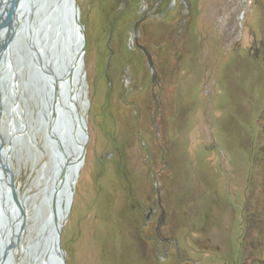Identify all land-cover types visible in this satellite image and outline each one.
Instances as JSON below:
<instances>
[{"label":"rangeland","instance_id":"374dc122","mask_svg":"<svg viewBox=\"0 0 264 264\" xmlns=\"http://www.w3.org/2000/svg\"><path fill=\"white\" fill-rule=\"evenodd\" d=\"M78 5L89 141L66 263L264 264V0ZM25 44L10 52L0 118L4 148L23 130L8 163L32 195L18 264L45 216L35 183L49 176Z\"/></svg>","mask_w":264,"mask_h":264},{"label":"water","instance_id":"95a60500","mask_svg":"<svg viewBox=\"0 0 264 264\" xmlns=\"http://www.w3.org/2000/svg\"><path fill=\"white\" fill-rule=\"evenodd\" d=\"M18 40L26 42L27 69H31L29 81L37 97L39 130L44 137V148L49 152L42 166L48 167L49 176L46 186L39 191L45 216L35 238L26 245L22 263L67 264L62 233L89 141V101L83 59L86 36L78 0H0V116L2 99L6 97L3 90H9L6 73L11 68H6V63ZM13 87H17L15 82ZM17 139L18 136H10L4 149L5 143L0 137V167L10 195V199L4 194L0 197V264H18L13 257V245L8 244L6 237L10 230L14 231V209L21 216L16 242L22 237L27 221L25 203L32 196L20 195L8 163ZM4 152L5 161H2ZM8 199L13 201L14 209ZM36 212L40 213V207ZM200 247L206 248L202 244Z\"/></svg>","mask_w":264,"mask_h":264},{"label":"bare ground","instance_id":"6f19581e","mask_svg":"<svg viewBox=\"0 0 264 264\" xmlns=\"http://www.w3.org/2000/svg\"><path fill=\"white\" fill-rule=\"evenodd\" d=\"M7 64V63H6ZM6 68H7V65H6ZM1 81H2V78H1ZM15 89H17V88H15ZM14 90V89H13ZM15 91V90H14ZM86 99H87V97H86ZM2 110V109H1ZM2 115H3V110L1 111V116H0V118L2 117ZM10 131H12L11 129H10ZM23 131V130H22ZM22 131H19L20 133H22ZM19 133V134H20ZM18 134V133H17ZM18 134V135H19ZM18 135H16V132L15 133H13L12 134V137H14V136H18ZM4 149H6V148H4ZM46 152H47V155H49V152L46 150ZM4 156H5V152H4V155H1V160L2 161H5V158H4ZM83 165V164H82ZM82 167V166H81ZM41 179V181H43L44 182V184L40 187L38 184L39 183H35V185H36V188H38V189H43L44 188V186H46L45 185V182L47 181V179H48V176L47 177H43V176H40V178H39V180ZM5 181H6V179H5V174H4V172L2 171V168L0 167V197L4 194V195H6V197L7 198H9L10 199V195H9V192H8V185L5 183ZM39 186V187H38ZM8 199V200H9ZM9 204L12 206V208L14 209V203H13V201L12 200H9ZM0 209H1V206H0ZM13 212H14V215H15V220H14V222H13V224H14V231H12V230H10L9 232H8V235H7V237H6V239H7V242H8V244L9 245H13V246H11L12 247V250H13V248H14V246H15V243H17L16 242V234H17V231H18V229H19V227H20V225H21V216L20 215H18V213L16 212V210L14 209L13 210ZM23 236V235H22ZM22 238V237H21ZM20 238V239H21ZM31 239V238H30ZM28 240V239H27ZM28 242H29V240H28ZM27 245V244H26ZM26 245L25 244H23V243H21L20 244V248L19 249H17V250H14V253L15 252H20L21 251V253L22 254H25V250H26Z\"/></svg>","mask_w":264,"mask_h":264},{"label":"flooded vegetation","instance_id":"af4514ba","mask_svg":"<svg viewBox=\"0 0 264 264\" xmlns=\"http://www.w3.org/2000/svg\"><path fill=\"white\" fill-rule=\"evenodd\" d=\"M160 197L158 198V205L160 206V209H161V205H160ZM164 218H165V212L163 209H161V214L159 215L158 217V222H157V231H158V234L160 235L161 231L159 230L161 227H162V222L164 221ZM162 240H166L164 237H162ZM169 242V241H167Z\"/></svg>","mask_w":264,"mask_h":264}]
</instances>
